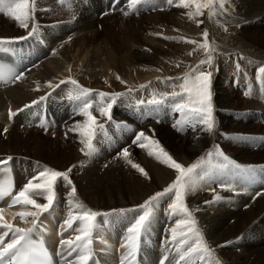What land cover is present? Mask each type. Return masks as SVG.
I'll return each instance as SVG.
<instances>
[{
  "label": "bare ground",
  "instance_id": "bare-ground-1",
  "mask_svg": "<svg viewBox=\"0 0 264 264\" xmlns=\"http://www.w3.org/2000/svg\"><path fill=\"white\" fill-rule=\"evenodd\" d=\"M114 2L117 1L36 0L28 29L21 27L19 22L11 17L0 16V39L27 36L32 27L37 29L32 37L5 46L10 50L17 49L22 57H25V69L22 78L17 82L0 86V128L7 129L8 133L6 144L0 143V147L4 146L5 149L0 151V155L15 153L23 155L18 149L34 151L33 157L26 151L27 155L23 159L45 161L53 166L54 170L61 167L67 170L74 166L77 157L79 160L77 159L76 165H79L83 158L89 163L80 164V169L73 167L71 172L74 174L72 180L77 189L74 200L94 211L112 213L113 210L135 209L151 195L167 187L176 175L173 169L157 161L154 156H149L147 149H136L137 147L132 152L134 154H130L132 155L130 159L133 163L140 164L149 173L148 177L127 161L107 166L96 165L110 162L114 157L122 158V145L130 141L129 132L133 134L137 128L144 131L158 140L160 145L185 167L190 166L199 157L205 156L208 151L217 149L223 151L230 159L240 165L251 167L254 171L215 172L211 179L203 181L200 188L186 196V203L193 211L197 228L213 249L212 258L210 260L206 258L201 264H214L216 259H219L221 264H264V130L252 132L255 136L244 135L245 130L238 125L234 126L235 121L248 122L247 115L250 109L244 108L248 105L255 112L256 130L264 127V85L261 82L264 75L258 79L252 76L253 72L255 75L259 74V68L264 66V52L257 51L264 48V38L256 29L261 27V21L264 20V0H225L226 10H221L217 2L214 6L216 14L211 18L207 8L203 9L204 15L189 17L187 13L194 11V6L166 7L163 13L152 16L140 15V18H136L132 14L135 9L129 5L123 6L127 4V0H119L116 5ZM102 5L108 6L104 10L105 16L103 18L99 14V20L95 23L90 14H95L93 17L97 16ZM41 8L39 14L38 10ZM121 9L124 10L118 14ZM125 12L128 14L125 15ZM49 16L54 20L52 24L41 20ZM205 30L209 32L207 39L210 48H215L213 53L215 70L212 78L218 76L217 80H220L219 73L222 71H227L231 78L226 79L225 85L216 83L211 87L215 121L218 119L213 132L203 131L202 126L188 127L187 133L182 135L175 126L181 118L176 110L172 114V120L175 122L169 128L164 127L162 117L156 114L151 118L143 116L141 122L137 124L125 114L130 115L127 108L133 109L140 101L147 104L154 96L159 99L165 92L170 94L172 91H179L180 77L173 83L175 88H171L172 83L168 80H163L164 76L168 75L162 67L161 59L169 56L175 58L178 51L181 55L185 54L189 46L193 51L198 44L205 42L203 36ZM191 34H196L197 39L191 38ZM192 40L197 44L188 42ZM144 47H147L148 53L143 51ZM194 54L199 55L198 61L190 65L188 71L200 60L206 59L203 50L198 53L194 51ZM189 56L185 54L184 57ZM237 62L240 65L239 70L235 66ZM69 79H75L80 86L94 90L91 97L95 101L93 114L97 115L100 123L105 124L108 133L107 137L97 135L94 141L96 151L92 156L85 154L87 149L80 142L78 134L69 131L74 123L85 119L80 115H73V109L79 103L71 101L67 96L73 85L66 83L55 91L48 88L49 82L55 85L60 80ZM21 80L29 82H23L21 86L19 85ZM146 83L150 84L145 85ZM242 83H248L250 87V93L244 96L240 92ZM142 85L144 87H141ZM130 88L132 91L128 93ZM146 89L148 90L146 94L141 93V90ZM99 91L128 93L119 99L122 101L117 102L120 107H116L117 104L113 107L112 122L99 117L96 111V105L99 103L96 93ZM49 92L52 94L43 104L19 111L25 104H30L32 100ZM239 92L242 95L239 96L241 101L234 94L239 95ZM246 100L252 105L245 102ZM168 102L170 105L174 104L170 99L165 100V103ZM163 105L157 106V109H162ZM53 107L61 109L63 115L67 114L70 118L64 119L66 117L63 118V115L61 117V113L55 110V113H52L53 122L49 116L47 124L51 127L50 134L54 132L56 134L39 135L35 125L31 124V118L34 116L38 118L45 109L49 112ZM230 110H235L233 117L228 115L227 111ZM239 110L240 116L235 114L240 112ZM10 111L17 112L13 124L8 119ZM53 123L56 125L52 126ZM117 123H127L129 127L125 131L128 134L113 137L115 131L121 129L115 127ZM238 131L239 134L236 133ZM240 136L246 139H236ZM1 141H5V138ZM112 142H117V146L112 145ZM2 158L0 156V160ZM13 169L16 192L22 186L23 179L28 182L33 175L30 169L26 174L19 172V167L18 165L15 167V163ZM60 184L63 189L66 188L61 182ZM226 185L234 187L229 188ZM216 196L222 199L216 200ZM34 198L38 202H45L40 197ZM8 202L9 200H6L2 205L5 208V219L17 227L31 226L30 222L25 223L19 216L13 215L27 211L28 209L24 208L27 206L19 204L8 207ZM166 205L167 199L162 201L156 210L150 233L142 238L136 264H177L179 254L169 243L170 229L175 227L174 221L177 217L168 214ZM51 211L65 215L70 212L78 214V210L70 209L69 204L60 199ZM138 214L137 211H129L124 215L111 216L113 226H108L107 230L105 226L100 228L101 235L110 246H99L101 250L93 249V261L90 264H118L122 259V264H129L123 258L128 251L124 246L127 235L125 229ZM51 218V215L45 214L40 220L37 232L51 245L58 264H63L66 261L57 253L58 250L63 251L66 246L62 248L56 241L62 228L52 223ZM171 221L173 224L169 225ZM114 236L118 239L116 240ZM117 250L119 255H116ZM181 264H191V260Z\"/></svg>",
  "mask_w": 264,
  "mask_h": 264
},
{
  "label": "snow or ice",
  "instance_id": "snow-or-ice-1",
  "mask_svg": "<svg viewBox=\"0 0 264 264\" xmlns=\"http://www.w3.org/2000/svg\"><path fill=\"white\" fill-rule=\"evenodd\" d=\"M173 2L174 0H167L169 5H172ZM217 2L221 10H226L225 0H179L176 6L183 8L194 6V11L187 13L189 17L193 18L204 15L203 9L207 8L209 9V18H211L216 14L214 6ZM35 3L36 0H0V12H6L9 17L18 21L21 27L28 29L29 21L32 19V13L35 10ZM150 3L151 0H129V7L135 9L138 5ZM127 14L125 12V15ZM36 31V27H32L27 36L10 39L2 38L0 39V49L8 50L5 48L6 45L26 40L32 37ZM203 36L205 42L198 44L197 47L206 53V59L200 60L197 65L180 78L179 91H172L170 94L165 92L161 94V98L157 99L154 96L147 101V104L152 106L162 105L167 99L173 101V107L182 117L175 125L181 131L188 127L196 128L202 126L203 131L211 133L216 126L213 94L211 91L213 71L215 70L213 56L215 48H210L208 43V30L204 31ZM164 38L182 39L176 37ZM188 42L197 44L195 40ZM235 66L239 70V62ZM259 73L264 74V67L259 68ZM5 77L7 81H11L21 79L22 74L15 71L5 72L0 69V82L5 81ZM117 79L120 78L117 77ZM261 82L264 85V79ZM66 83L73 85L72 89L67 93L68 98L71 101L79 102L73 109V115H80L85 118L82 122L74 123L69 128V131L78 134L81 138L80 142L87 149L85 154L92 156L96 151L94 141L97 135L100 134L104 137L108 135L105 124L100 123L97 115L93 114L95 101L91 97L94 90L80 86L75 79L60 80L55 85L49 82L48 88L55 91V89ZM121 83L124 82L121 81ZM141 87L144 86L142 85ZM131 91V88L128 89V93ZM128 93H109L105 91L96 93L99 98V103L96 105L99 117L106 118L108 122H112L113 107L121 97ZM51 94L49 92L39 96L38 99L32 100L30 104H25L19 111L43 104ZM139 103L144 104L145 102L140 101ZM9 115L14 117L17 112L10 111ZM41 126L47 127L46 124ZM116 126L121 129L129 127L127 123H117ZM3 131L6 133L7 129ZM65 135L67 136V133ZM236 139L244 140L246 138L240 136ZM133 143L141 149H147L149 156H154L157 161L173 169L176 173L175 179L167 187L151 195L135 209H120L113 210L112 213H101L87 208L81 202L74 200L77 195V189L70 173L75 165L66 171L54 170L51 167L43 166L38 171V174L31 177L15 194H13L14 182L12 180L0 182V202L7 197H11L8 207L21 204L34 209L13 214L14 217L19 216L23 219L25 223H28V218H31V227L21 228L5 219V208L0 206V230H3L0 232V264H55L44 241L42 239L37 241L34 238V233L39 228L40 216L44 213H49L54 208L58 200L56 187L60 182L70 188L65 202L69 204L70 209L78 210L76 215L70 212L69 218L65 223L68 228H72L73 223L79 221V227L76 229L79 235L74 240H61L60 242L62 248L66 246L64 252L60 253L66 264H90L93 261L94 250L92 244L94 232L108 224L110 216H119L129 211H137L139 214L132 218L130 225L127 227L126 244L124 245L128 249L125 259L129 264H136L142 238L149 235L156 210L165 199H167L166 211L169 215L177 217L175 227L170 229L169 243L179 254V260L182 262L191 260V264H201L206 258L210 260L213 256V249L209 246L202 232L197 228V221L193 211L189 209L186 203V196L200 188L203 181L211 179L215 172L230 173L236 170L239 173H252L254 169L238 164L218 149L208 151L205 156L199 157L190 166L185 167L167 152L158 140L147 135L142 130L134 135ZM122 156L145 177L149 176V173L140 164L133 163L129 159L130 152L128 147L122 149ZM13 159L12 156H8L0 160V172L3 171V166L13 161ZM226 187L233 188L234 186L226 185ZM34 197H40L45 202H38ZM215 199L220 200L222 197L216 196ZM205 203L209 202L205 201ZM69 257L72 259H68ZM214 264H221V261L216 259Z\"/></svg>",
  "mask_w": 264,
  "mask_h": 264
},
{
  "label": "rangeland",
  "instance_id": "rangeland-1",
  "mask_svg": "<svg viewBox=\"0 0 264 264\" xmlns=\"http://www.w3.org/2000/svg\"><path fill=\"white\" fill-rule=\"evenodd\" d=\"M105 2L107 1V0H104ZM178 3H179V0H174V2H173V4L172 5H169L168 3H167V0H151V3L150 4H141V5H138V7H136L135 8V10L132 12V14L133 15H135V17L136 18H140L142 15H144V16H152V15H156V14H159V13H163V12H165V8L166 7H171V6H175V7H178V6H176V5H178ZM108 4H109V2H108ZM107 4V5H108ZM105 6L106 8L108 7V6ZM127 5H129V0H127V4H125V5H123L124 7L125 6H127ZM104 7V5H102V6H100L99 7V10H98V13H97V16H95V17H93L95 14H90L91 16V19H94L95 20V23H97V21L99 20V17H98V15L100 14V16H105V12H104V10L106 9ZM123 7V8H124ZM112 9H114V8H112ZM124 9H121V11H119L118 12V14L119 13H121L122 11H123ZM41 11H42V8H41V10L39 11L38 10V13L40 14L41 13ZM103 11V12H102ZM102 12V13H101ZM146 12H147V14H146ZM131 14V15H132ZM132 15V16H133ZM141 15V16H140ZM0 16L2 17H9L7 14H6V12H0ZM143 16V17H144ZM52 17V16H51ZM10 18V17H9ZM104 18V17H103ZM53 19V18H52ZM51 18H50V16H49V18H41V20L44 22V23H53L54 22V20H52ZM49 20V21H48ZM157 21V20H156ZM262 22V25H260L261 27H257L256 29H257V31L259 32V34H261V36L264 38V20L263 21H261ZM98 24H100V23H98ZM98 24H97V26H98ZM263 26V27H262ZM16 25H15V29H16ZM18 29V28H17ZM252 31H254V30H252ZM255 32V31H254ZM192 35H193V37H192ZM196 34H191V38H193V39H197V36H195ZM189 49H190V51H189ZM143 51L144 52H147L148 53V49H147V47L145 48H143ZM194 51L196 52L197 51V53L199 52V51H201L200 49H198L197 47H195L194 49H193V51H192V49L190 48V46L189 47H187V52L185 51V54L187 55H190L189 57H184L185 56V54H180L179 53V51L175 54V58H172V56H169V57H164V59L162 58L161 59V63H162V67H163V69H164V71L166 72V74L168 75V76H164V78H163V80H168L170 83H172V87L171 88H175V85L173 84L174 82H175V80H176V78H178V77H182L183 76V74H185V73H187L188 72V69H189V66L190 65H194L195 63H197V61H198V58H199V55H196V54H194ZM257 51H262V52H264V48L262 47V49H257ZM171 58V59H170ZM191 58V59H190ZM162 60H164L163 62H162ZM167 64V65H165V64ZM166 67H165V66ZM264 67V66H263ZM167 69V70H166ZM226 74V75H225ZM228 73H227V71H222V72H220L219 73V75H221V77H219L220 78V80H217V77L218 76H215V78L213 79L212 78V86L211 87H213L216 83L218 84V83H220V84H222V85H225V82H226V79H231L230 77H229V75H227ZM256 73H254L253 72V78H256V79H258V78H261V76L262 75H264V74H261V73H259V74H257V75H255ZM182 75V76H181ZM30 76H32V75H30ZM166 78H172V79H166ZM28 80L30 79V78H27ZM20 81L19 82V85H21V86H23V84L24 83H27V82H29V81ZM24 82V83H23ZM150 83H146L145 85H149ZM147 89H146V91H142L141 90V93H144V94H146L147 93ZM240 92H241V94L244 96L245 94H249L250 93V87L248 86V83H242V89L240 90ZM240 92H239V95L237 94V93H234L236 96H237V98L241 101V97H239L241 94H240ZM241 95V96H242ZM121 99V98H120ZM50 101H53V99H49ZM120 101H122V100H119L118 101V103L120 102ZM245 102H248V103H250L251 105H252V103L250 102V101H245ZM171 104V103H170ZM169 104V102L168 103H165L164 105L165 106H162V109L160 108L159 110L157 109V106L156 107H154V106H152V105H148V104H138L136 107H133V109L132 108H127V111H130V115L128 114V113H125V114H127L128 116H130L133 120H135V122H137V124H139L140 122H141V119H143V116H149L150 118L151 117H153V115H155L156 114V116H158V117H162V122H163V125H164V127L165 128H169V127H171L173 124H174V122L175 121H173L172 119V114H173V112L175 111V108L174 107H170V106H173V105H170ZM241 104H243V102H241ZM121 105L120 104H117L116 105V107H120ZM125 106V105H124ZM124 109H125V111H126V108L125 107H123ZM244 108H248V109H250V111H249V114L247 115L248 116V122H246V123H240L239 121H235L234 122V126H236V125H238V126H240L241 127V129H243V130H245L246 132H243L244 133V135H252V136H255L254 134H252V132H259V130H264V127H260L258 130H256V128H255V122H256V119H255V112H254V110H253V108L251 107V106H248V105H246V106H244ZM38 110L40 111V108H38ZM50 110V109H49ZM55 110H57L59 113H61L60 114V116L62 117V115H63V113H62V110L61 109H59V108H52V110H50V112H49V114L51 115L52 113H55ZM160 110H162V111H160ZM240 111V110H239ZM228 112V115H229V117H233L234 116V112H235V110H230V111H227ZM236 115H241V111L240 112H236L235 113ZM53 117H54V114H53ZM59 117V116H58ZM64 117H66V118H64ZM181 117V116H180ZM63 118L64 119H67V118H70L69 116L67 117V114H64L63 115ZM63 118H60L61 120L63 119ZM182 118V117H181ZM180 118V119H181ZM34 122L36 121V120H38L37 119V117H32L31 118ZM31 120V124H33V121ZM50 121H52L53 122V119H51L50 118ZM126 122V121H125ZM216 122H218V119H216ZM36 124H38L37 123V121H36ZM56 125V123H53L52 124V126H55ZM33 126H34V124H33ZM41 126V125H40ZM40 126H38V127H36V126H34L35 128H37V130H38V132H39V135H41L42 134V136L44 135H46V133H49L50 134V129H51V127L50 126H48V124H47V127L46 128H48V130H46V129H44L42 126L40 127ZM243 126V127H242ZM40 127V128H39ZM115 127H117V126H115ZM17 129H21V128H18V127H16ZM1 129V131H0V140L1 139H4L5 138V141H1L0 143H3V144H6V142H7V137H8V135H6V134H8L7 132L5 133L3 130H2V127L0 128ZM25 129H30V128H25ZM64 130V129H63ZM125 130H127L126 128L125 129H120L119 131H115V133L113 134V137L114 136H124L125 134H128ZM137 131L139 132V131H141V130H139V128H137L135 131H133L132 133L133 134H131L130 132H129V138H130V141L127 143V142H125L124 143V145H122V147L123 148H125V147H128V149H129V152H130V154H134V153H132V152H134V148L135 147H137L136 149H141V148H139L138 146H136L134 143H133V137H134V135L137 133ZM181 133H182V135H183V133L184 134H186L187 132V128H185V130H183V131H181V130H179ZM236 133H240V131H238V132H236ZM56 133L54 132V133H52V134H50V135H55ZM49 135V136H50ZM37 137H39V136H37ZM44 139V138H43ZM112 145H116L117 146V142H112L111 143ZM123 144V143H122ZM15 146V145H14ZM119 147V146H118ZM121 147V146H120ZM187 147H189V143H188V145H187ZM18 150H20L21 152H23V155H19V154H17V153H15V155L14 154H2V155H0L1 156V158L3 157V158H6V157H8V156H12L14 159H13V161H14V163H15V167H16V165H18V167H19V172H23V174L25 173L26 174V171L28 170V169H30L31 171H32V175L33 176H35V175H37L38 174V171L39 170H41L42 169V167L43 166H45L46 164H48V163H46L45 161L43 162V161H40V160H36V161H28V160H25V159H23V158H25V156L27 155L26 154V151H27V153H29L30 154V157H33L32 155H34V151H29V150H24V149H18ZM23 150V151H22ZM0 151H5V149H4V146L3 147H0ZM132 155H130L129 156V159H130V157L132 156ZM79 157H80V155H79ZM138 158V157H137ZM77 159L79 160V158L77 157L74 161V165H75V167L77 168V169H80L81 167H80V164H82V163H84V164H88L89 162H87V161H85L83 158L80 160L81 162H79L78 164L79 165H76V163H77ZM125 161H127V160H125L123 157L122 158H118V157H114L113 158V160L112 161H106V162H104V163H96V165H100V166H107V165H110V164H112V163H118V162H125ZM42 163H44V164H42ZM93 164H95V163H93ZM49 165V164H48ZM46 165L47 167H51V168H53V166H51V165ZM65 167H61V169H56V170H60V171H66L65 169H64ZM22 174V173H21ZM74 174L73 173H70V176H71V179H73L74 178V176H73ZM32 176V177H33ZM73 176V177H72ZM23 180H25V178L23 179ZM25 182V181H24ZM62 184H63V182H61ZM56 190H57V194H59L58 195V199H60V200H66V198L68 197V195H69V193H68V191L70 190V188L68 189V187H66L65 189H63V187L61 186V184L60 183H58V185H57V187H56ZM66 191V192H65ZM24 208H26V209H28L27 211H29V210H34V209H31V207L30 206H27V207H24ZM26 211V210H25ZM105 213H108V212H105ZM45 214H49V215H51V219H50V221L52 220V223H54V224H57L58 226H59V228H60V226H61V228H62V230H61V232L59 233V235H58V239L56 240L59 244H60V242H61V240H74L75 239V237L77 236V235H79V233L76 231V229L79 227V221H75L74 223H73V226H72V228H68L67 227V225H66V223H65V221L69 218V214H67V215H65V214H61V213H58V212H55V211H50L49 213H44L43 215H42V217L40 218V220H42L43 218H44V216H45ZM73 215H76L77 213H72ZM29 220H31V218H29ZM109 223L108 224H106V226H105V230H107V228H108V226H110V225H112L113 226V222H112V219H111V216L109 217ZM30 222V221H29ZM170 224H173V221H171V222H169V225ZM174 225H175V221H174ZM64 226V227H63ZM66 226V227H65ZM74 231V232H73ZM101 229H99L97 232H94V234H93V244H92V247H93V249H95V250H101L100 249V247L99 246H106V247H109L110 245H109V243L107 242V241H105V239H104V237L101 235ZM66 236V237H65ZM65 237V238H64ZM114 237H116V236H114ZM118 238L116 237V240H117ZM120 240H123V238H120ZM124 241L126 242V239H124ZM107 242V243H106ZM119 250V249H118ZM117 250V252H116V255H119V251ZM64 252V250L62 251V250H58V253L57 254H59L60 255V253H63ZM121 249H120V254H121ZM118 253V254H117ZM125 255H126V253L123 255V258H125ZM121 260V259H120ZM123 260V259H122ZM121 260V262H123ZM121 262H119L118 264H122ZM63 264H66V262H64Z\"/></svg>",
  "mask_w": 264,
  "mask_h": 264
}]
</instances>
